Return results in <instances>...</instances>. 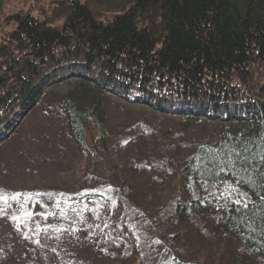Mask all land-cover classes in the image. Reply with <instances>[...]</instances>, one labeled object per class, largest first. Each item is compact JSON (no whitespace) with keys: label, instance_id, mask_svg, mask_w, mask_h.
<instances>
[{"label":"trees","instance_id":"trees-1","mask_svg":"<svg viewBox=\"0 0 264 264\" xmlns=\"http://www.w3.org/2000/svg\"><path fill=\"white\" fill-rule=\"evenodd\" d=\"M59 5L50 17L12 11L0 29V143L14 127V108L28 110L51 86L69 80L74 87L63 106L83 182L104 147V122L95 110L105 94L162 116L208 122L217 128L213 141L169 155L166 164L177 172L167 203L143 219L134 213L120 220L127 245L135 244L132 263L157 264L159 233L162 249L177 252L174 264H234L232 241L264 264V0H128L105 20L82 0ZM88 124L99 132L97 152L87 142ZM114 169L111 164L106 175L115 184L104 177L90 191L101 193L104 203L102 191L113 188L133 199ZM224 180L248 199L219 206L191 192L192 185ZM207 216L212 236L195 239L190 224L201 228ZM148 217L150 239L139 236L137 243L135 231L145 229ZM6 247L0 239L8 262L14 253ZM183 247H197L192 252L199 260Z\"/></svg>","mask_w":264,"mask_h":264},{"label":"rangeland","instance_id":"rangeland-1","mask_svg":"<svg viewBox=\"0 0 264 264\" xmlns=\"http://www.w3.org/2000/svg\"><path fill=\"white\" fill-rule=\"evenodd\" d=\"M68 1L0 0V29L8 26L5 19L12 11L29 10L36 15L41 13V17H50L63 9L60 2L66 4ZM124 1L128 2L82 0L90 3L103 20L112 12L120 11ZM74 81L51 86L34 106L28 110L14 108L15 115L11 112L9 116L14 127L0 143V195L7 200V203L0 201V209H3L0 239L7 242V252L14 255L10 254L11 261L7 262L0 249V264H133L135 244L127 245L128 237L118 225L123 219L130 220L134 213L143 219L145 214L155 213L170 199L177 172L175 164L173 168L166 164L171 152H186L198 142H211L216 137L217 128L208 122L190 123L183 118L162 116L145 106H133L105 94L95 110L104 122V147L98 148L90 175L83 182L84 177L78 175L81 156L68 130L63 106V98L74 87ZM86 129L89 148H95L98 129L93 124H88ZM111 164L116 168L113 173L117 171L133 199L123 197L113 188L102 191L108 196L104 203L101 193L96 195L90 191L104 182V177L115 184L113 176L106 175ZM54 190H57L55 196ZM191 192L196 193L201 202L214 198L219 206L248 199L230 180L207 186L192 185ZM184 195L188 197L189 194L185 191ZM134 197L139 198V212L135 209ZM211 221V216H207L201 228L190 224V234L195 239L209 238L212 236ZM148 228L147 223L144 230L135 231L137 243L139 236L144 241L150 239L152 233ZM157 237L159 240L153 244L159 251L157 264H174L172 255L177 252L163 250L162 237L159 233ZM211 239L217 244V238ZM231 244L235 252L234 264H261L234 241ZM126 247H131V251ZM193 249L197 247L189 251L183 247L182 250L189 259L199 260ZM180 256L183 259V255Z\"/></svg>","mask_w":264,"mask_h":264},{"label":"snow or ice","instance_id":"snow-or-ice-1","mask_svg":"<svg viewBox=\"0 0 264 264\" xmlns=\"http://www.w3.org/2000/svg\"><path fill=\"white\" fill-rule=\"evenodd\" d=\"M0 191H2V190H0ZM0 201H3L4 203H7L6 198L4 196H2V195H0ZM2 211H3V209H0V212H2ZM13 219H18V218L17 217H13Z\"/></svg>","mask_w":264,"mask_h":264}]
</instances>
